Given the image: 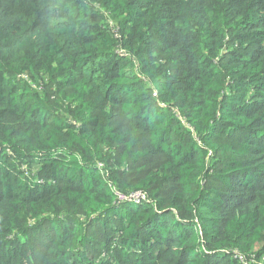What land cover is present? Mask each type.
I'll use <instances>...</instances> for the list:
<instances>
[{"label": "trees", "instance_id": "1", "mask_svg": "<svg viewBox=\"0 0 264 264\" xmlns=\"http://www.w3.org/2000/svg\"><path fill=\"white\" fill-rule=\"evenodd\" d=\"M0 264H264V0H0Z\"/></svg>", "mask_w": 264, "mask_h": 264}, {"label": "built area", "instance_id": "2", "mask_svg": "<svg viewBox=\"0 0 264 264\" xmlns=\"http://www.w3.org/2000/svg\"><path fill=\"white\" fill-rule=\"evenodd\" d=\"M120 199H127L128 201L141 202L144 199V196L140 192H134L129 195H119Z\"/></svg>", "mask_w": 264, "mask_h": 264}]
</instances>
